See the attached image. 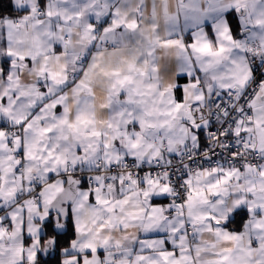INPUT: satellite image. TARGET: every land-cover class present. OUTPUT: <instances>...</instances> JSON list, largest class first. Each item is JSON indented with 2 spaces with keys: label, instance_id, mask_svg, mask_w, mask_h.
Returning <instances> with one entry per match:
<instances>
[{
  "label": "snow or ice",
  "instance_id": "6c2138e0",
  "mask_svg": "<svg viewBox=\"0 0 264 264\" xmlns=\"http://www.w3.org/2000/svg\"><path fill=\"white\" fill-rule=\"evenodd\" d=\"M0 264H264V0H0Z\"/></svg>",
  "mask_w": 264,
  "mask_h": 264
},
{
  "label": "trees",
  "instance_id": "16d2710c",
  "mask_svg": "<svg viewBox=\"0 0 264 264\" xmlns=\"http://www.w3.org/2000/svg\"><path fill=\"white\" fill-rule=\"evenodd\" d=\"M5 15H8L9 13H4Z\"/></svg>",
  "mask_w": 264,
  "mask_h": 264
},
{
  "label": "clouds",
  "instance_id": "9594fccd",
  "mask_svg": "<svg viewBox=\"0 0 264 264\" xmlns=\"http://www.w3.org/2000/svg\"><path fill=\"white\" fill-rule=\"evenodd\" d=\"M173 4H174V0H173ZM169 78H171V77H169Z\"/></svg>",
  "mask_w": 264,
  "mask_h": 264
}]
</instances>
